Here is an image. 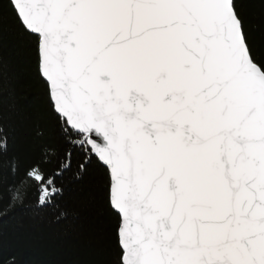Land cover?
<instances>
[{
  "label": "snow or ice",
  "instance_id": "6c2138e0",
  "mask_svg": "<svg viewBox=\"0 0 264 264\" xmlns=\"http://www.w3.org/2000/svg\"><path fill=\"white\" fill-rule=\"evenodd\" d=\"M7 2L64 145L21 187L54 204L78 156L77 179L104 171L115 264H264V55L237 0Z\"/></svg>",
  "mask_w": 264,
  "mask_h": 264
},
{
  "label": "trees",
  "instance_id": "16d2710c",
  "mask_svg": "<svg viewBox=\"0 0 264 264\" xmlns=\"http://www.w3.org/2000/svg\"><path fill=\"white\" fill-rule=\"evenodd\" d=\"M0 4V128L7 138V151L0 154V264H115L103 169L91 165L77 179L80 160L74 156L72 167L57 179L62 194L48 206L38 204L34 188L19 184L29 165L51 170L45 151L63 153L64 145L49 110L35 43L16 26L7 0ZM237 5L264 55V5L259 0H237ZM9 161L18 171L10 170ZM13 196L17 201L10 208Z\"/></svg>",
  "mask_w": 264,
  "mask_h": 264
},
{
  "label": "water",
  "instance_id": "95a60500",
  "mask_svg": "<svg viewBox=\"0 0 264 264\" xmlns=\"http://www.w3.org/2000/svg\"><path fill=\"white\" fill-rule=\"evenodd\" d=\"M42 78V77H41ZM43 79V78H42ZM44 81V80H43ZM45 82V81H44Z\"/></svg>",
  "mask_w": 264,
  "mask_h": 264
}]
</instances>
